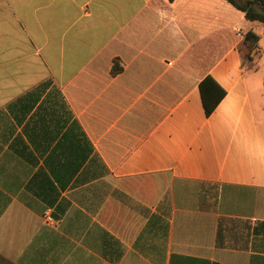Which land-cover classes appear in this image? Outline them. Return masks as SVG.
Here are the masks:
<instances>
[{"label":"crops","instance_id":"crops-1","mask_svg":"<svg viewBox=\"0 0 264 264\" xmlns=\"http://www.w3.org/2000/svg\"><path fill=\"white\" fill-rule=\"evenodd\" d=\"M255 23L226 0H0V264H264ZM220 220L247 249L216 246Z\"/></svg>","mask_w":264,"mask_h":264},{"label":"trees","instance_id":"trees-1","mask_svg":"<svg viewBox=\"0 0 264 264\" xmlns=\"http://www.w3.org/2000/svg\"><path fill=\"white\" fill-rule=\"evenodd\" d=\"M172 2L173 0H167ZM239 12L244 14V18L249 22L264 24V0H226ZM258 41V37L253 33H247L244 38V43L247 46V53L254 48ZM122 67L118 61L113 62L112 74L117 75L121 72ZM210 82L211 86L206 87V83ZM200 93L202 103L206 115H210L218 102L224 96L222 91L211 79H206L200 85ZM260 228L255 227L252 235L254 239L258 235ZM250 236V227L248 223L238 220H220L216 235V246L224 249H247Z\"/></svg>","mask_w":264,"mask_h":264},{"label":"rangeland","instance_id":"rangeland-1","mask_svg":"<svg viewBox=\"0 0 264 264\" xmlns=\"http://www.w3.org/2000/svg\"><path fill=\"white\" fill-rule=\"evenodd\" d=\"M240 1V0H237ZM254 33L258 35L259 41L257 45L254 46V57L258 54V62L254 66V71H251L246 68V76L248 79V83L252 88L253 96H255V90L256 88L263 89V83H264V24L255 23ZM247 47L244 46L241 50L242 57L244 61L247 60V53H246ZM260 50V51H259ZM264 91V90H262ZM258 95H256L257 99Z\"/></svg>","mask_w":264,"mask_h":264},{"label":"built area","instance_id":"built-area-1","mask_svg":"<svg viewBox=\"0 0 264 264\" xmlns=\"http://www.w3.org/2000/svg\"><path fill=\"white\" fill-rule=\"evenodd\" d=\"M44 221H45L46 223H52V222H53V220H52L49 216H45V217H44Z\"/></svg>","mask_w":264,"mask_h":264}]
</instances>
